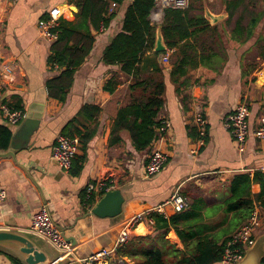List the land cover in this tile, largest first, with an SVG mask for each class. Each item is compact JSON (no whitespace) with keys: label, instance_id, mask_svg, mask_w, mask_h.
I'll use <instances>...</instances> for the list:
<instances>
[{"label":"crops","instance_id":"0c3cea01","mask_svg":"<svg viewBox=\"0 0 264 264\" xmlns=\"http://www.w3.org/2000/svg\"><path fill=\"white\" fill-rule=\"evenodd\" d=\"M131 1L119 3L115 16L103 32L93 30L96 36L93 49L77 69L65 102L48 95L46 82L58 71L48 63L53 42L41 36L38 25L48 18L54 7H60L64 14L60 20L76 21L77 7L71 0L0 2V65H16V75L12 78L3 76L0 71V105L14 102L26 114L17 125H11L0 114V125L11 127L12 139L17 143L15 148L10 145L8 149L13 151V156L0 158V183L7 194L0 207V229L29 235L50 259H58L47 241L34 236L30 230L33 215L42 204L48 203L65 235L74 236L77 241H71L72 249L61 254L59 264H83L80 259L111 247L128 217L166 201L176 191L189 199L187 210L204 211L205 224L217 226L220 214L209 219V207L229 196L230 179L238 173L252 175L257 169L264 170V140L250 136L241 152L224 125L226 116L242 100L250 105L251 128L256 127L264 114V32L254 33L249 39L233 38L231 30L238 16L229 23L225 18L220 22L221 27L227 28L223 36L225 43L214 48L224 59L222 65L216 61L199 63L195 79L200 78V83L193 84L183 94H178L175 86L168 82L165 103L158 116L160 121L170 122L165 137L154 145L160 136L157 128L158 137L151 151L144 153L135 151L127 134H123L122 143L110 145L116 114L122 105V100L117 98L120 91L128 88L133 76L123 73L118 66L104 63L102 56L122 29ZM220 4L224 7L222 0ZM163 16L164 13L154 7L150 18L152 23H160ZM261 34L263 37L259 38ZM251 58L256 61L250 63ZM212 64L218 71L212 69ZM111 79L118 82L114 93L105 88ZM196 101L203 104L208 125L205 144L194 157L190 150L198 137L193 117ZM87 103L101 108L99 129L86 152L80 147L74 166L82 167L74 174L73 169L66 172L52 158V148L57 136L64 134ZM156 146L169 153L168 163L158 175L145 177V164ZM80 157L84 159L81 161ZM108 175L113 176L117 188L128 199L120 216L100 218L91 213L94 205L91 207L85 202L86 188ZM252 190L259 192L260 186L254 184ZM99 198L95 196L96 202ZM258 210L264 220V211ZM262 233L264 221L258 235ZM156 234L149 228L148 221H142L132 237ZM167 240L178 249H185L174 229L170 230ZM9 255L25 263L15 247L0 245V264H15ZM123 257L129 260L128 264H135L134 260Z\"/></svg>","mask_w":264,"mask_h":264},{"label":"trees","instance_id":"16d2710c","mask_svg":"<svg viewBox=\"0 0 264 264\" xmlns=\"http://www.w3.org/2000/svg\"><path fill=\"white\" fill-rule=\"evenodd\" d=\"M78 11L76 21L60 20L57 27L58 38L51 45L48 63L57 75L46 82L48 95L65 102L77 69L91 53L96 36L93 30L102 32L116 14V8L123 0H71ZM157 0H132L126 9L122 29L113 37L103 52L102 61L115 65L120 71L132 75L133 79L125 91H120L117 99L122 100L118 108L110 145L122 143L123 134L130 138L135 151H151L153 141L158 137L157 128L161 125L158 116L165 103L168 82L178 94H183L193 84L195 71L209 61L223 64V57L215 50L217 44H224L225 26L215 24L205 16L206 0H190L186 9L167 8L160 23H152L150 15ZM113 3L116 7L112 8ZM227 17L226 23L238 16L231 33L233 38H251L254 33L264 32V0H222ZM160 26L167 49L156 52L157 29ZM263 34L259 35V38ZM170 52V67L163 58ZM212 69H218L212 64ZM250 69V68H248ZM118 82L111 79L105 86L114 93ZM101 108L87 103L79 111L63 133L78 136L80 147L87 151L90 142L99 129ZM77 123V124H76ZM12 129L0 125V151L9 149ZM77 157V156H76ZM76 159V158H75ZM81 161L84 159L80 157ZM75 162V160H74ZM72 166L73 173L81 170ZM71 169V170H72ZM254 184L260 186L253 192ZM230 194L221 203L209 207V219L219 216L217 226L205 224L207 214L199 209L185 210L166 218L156 212L148 217L149 228L157 232L155 236H134L117 250L119 256H127L135 264H214L220 261L226 241L243 225L256 208L264 211V170L238 173L229 181ZM91 207L96 199L85 201ZM174 229L185 244L180 250L167 240ZM191 245V246H190ZM15 264L23 261L9 255ZM171 259V261L168 260ZM109 264L119 263L111 260ZM264 264V260L263 263Z\"/></svg>","mask_w":264,"mask_h":264},{"label":"built area","instance_id":"2783aa9c","mask_svg":"<svg viewBox=\"0 0 264 264\" xmlns=\"http://www.w3.org/2000/svg\"><path fill=\"white\" fill-rule=\"evenodd\" d=\"M17 0H0V2L13 3ZM190 0H157L156 8L164 13L167 8L186 9ZM116 7L113 3L112 8ZM63 12L60 7H54L49 11L47 19L39 21V31L41 36L50 42H54L58 38V31L54 29L59 24V20L63 18ZM106 28L102 26L103 32ZM170 54H166L163 58L164 64H169ZM2 63L0 71L3 76L12 78L16 75V65ZM1 75V76H2ZM5 78H2L5 81ZM193 117L197 128L198 137L195 141V146L191 148L190 152L194 157L198 156L200 147L205 144L207 136V117L204 112L203 104L199 101L193 103ZM1 116L11 125L19 124L25 117V110L19 107L14 102H5L0 105ZM250 105L247 100H242L236 104L229 112L225 119V127L229 130L234 141L236 142L239 151L243 152L246 148L248 138L254 136L258 140H264V114L259 117L256 127L253 129L250 126ZM170 130V122L167 119L161 120V125L158 127L160 132L159 139H163L167 131ZM80 149V140L78 136H71L66 134H59L52 148V158L66 171L70 172L74 164V160ZM169 160V153L160 147H154L148 160L145 164V177H153L161 173ZM117 182L112 175L104 176L90 183L86 188L85 201L91 199L92 196L101 197L105 192L116 189ZM7 199L6 191L0 183V207ZM189 199L179 191H176L166 201L153 206L147 210L137 212L128 217L123 229L114 241L111 247L102 248L96 252H92L88 257L80 259L83 264H109L111 260H118L119 263H124L129 260L117 254V250L127 243L133 231L142 221L153 222L148 215L151 212H156L166 218L173 214L189 209ZM263 216L261 211L256 208L248 220L241 225L226 241L221 264H233L241 261L245 254L246 247L250 246L258 235V231L263 224ZM31 232L50 243L54 248L60 252V256L67 250L72 249L71 241H68L48 203L42 204L41 208L33 215Z\"/></svg>","mask_w":264,"mask_h":264},{"label":"water","instance_id":"95a60500","mask_svg":"<svg viewBox=\"0 0 264 264\" xmlns=\"http://www.w3.org/2000/svg\"><path fill=\"white\" fill-rule=\"evenodd\" d=\"M205 16L210 21V23L215 24L227 17V13L224 11L223 13L215 14L211 12L208 8H205ZM166 49L167 46L164 42L163 34L159 26L157 29L154 50L156 52H163ZM15 140L16 139L11 140L12 148H15V146L17 145ZM9 155H14L12 150L0 153V158L8 157ZM127 199L128 197L119 188L107 191L94 204L91 213L100 218L118 217L122 214L123 206ZM34 236L39 237L37 235ZM66 238L68 241H72L73 243L77 242L74 236H66ZM48 244L50 245V247H52L54 252L57 253L58 259H50L48 254L44 250H42L37 245L36 241L29 235L13 230L0 229V245H11L15 247L18 252L23 256L25 264H59L58 261L60 259V252L56 248H54L50 243ZM263 260L264 233L258 235L254 242L250 246L246 247L243 259L233 264H262Z\"/></svg>","mask_w":264,"mask_h":264},{"label":"rangeland","instance_id":"374dc122","mask_svg":"<svg viewBox=\"0 0 264 264\" xmlns=\"http://www.w3.org/2000/svg\"><path fill=\"white\" fill-rule=\"evenodd\" d=\"M220 1L221 0H212V1L206 0L205 1V8H208L211 12H213L215 14L223 13L224 12V7H222V5L220 4ZM254 61H256V60H254V58L253 59L252 58L250 59V63H253ZM258 65H259V63H258ZM165 66L168 67V64H165ZM168 260L171 261L170 258H168Z\"/></svg>","mask_w":264,"mask_h":264},{"label":"bare ground","instance_id":"6f19581e","mask_svg":"<svg viewBox=\"0 0 264 264\" xmlns=\"http://www.w3.org/2000/svg\"><path fill=\"white\" fill-rule=\"evenodd\" d=\"M70 250H71V249H70ZM70 250H69V251H70ZM64 253H68V250H67V251H65Z\"/></svg>","mask_w":264,"mask_h":264}]
</instances>
